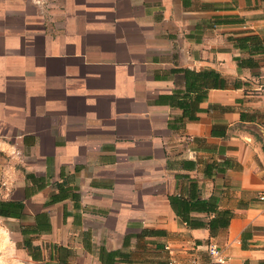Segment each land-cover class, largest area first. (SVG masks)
<instances>
[{"label":"crops","instance_id":"1","mask_svg":"<svg viewBox=\"0 0 264 264\" xmlns=\"http://www.w3.org/2000/svg\"><path fill=\"white\" fill-rule=\"evenodd\" d=\"M264 0H0V264H264Z\"/></svg>","mask_w":264,"mask_h":264},{"label":"built area","instance_id":"2","mask_svg":"<svg viewBox=\"0 0 264 264\" xmlns=\"http://www.w3.org/2000/svg\"><path fill=\"white\" fill-rule=\"evenodd\" d=\"M264 199V196L261 197ZM209 258L206 261L200 259H193L189 264H224L226 262V256L222 253L220 247L216 243H209L208 245ZM169 264H175L172 260Z\"/></svg>","mask_w":264,"mask_h":264},{"label":"trees","instance_id":"3","mask_svg":"<svg viewBox=\"0 0 264 264\" xmlns=\"http://www.w3.org/2000/svg\"><path fill=\"white\" fill-rule=\"evenodd\" d=\"M23 203L19 201L0 200V215L8 217L22 216Z\"/></svg>","mask_w":264,"mask_h":264}]
</instances>
